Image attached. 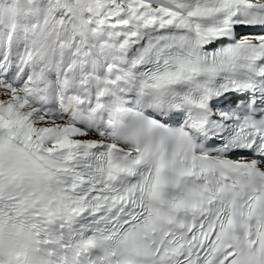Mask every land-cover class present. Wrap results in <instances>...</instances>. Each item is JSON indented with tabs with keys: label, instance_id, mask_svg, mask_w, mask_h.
<instances>
[{
	"label": "snow or ice",
	"instance_id": "1",
	"mask_svg": "<svg viewBox=\"0 0 264 264\" xmlns=\"http://www.w3.org/2000/svg\"><path fill=\"white\" fill-rule=\"evenodd\" d=\"M0 264H264V0H0Z\"/></svg>",
	"mask_w": 264,
	"mask_h": 264
},
{
	"label": "rangeland",
	"instance_id": "2",
	"mask_svg": "<svg viewBox=\"0 0 264 264\" xmlns=\"http://www.w3.org/2000/svg\"><path fill=\"white\" fill-rule=\"evenodd\" d=\"M11 68L9 69V72H8V75H9V77L15 72V69L11 72Z\"/></svg>",
	"mask_w": 264,
	"mask_h": 264
}]
</instances>
